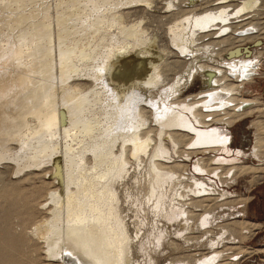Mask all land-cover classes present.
<instances>
[{
    "label": "bare ground",
    "instance_id": "obj_1",
    "mask_svg": "<svg viewBox=\"0 0 264 264\" xmlns=\"http://www.w3.org/2000/svg\"><path fill=\"white\" fill-rule=\"evenodd\" d=\"M29 1L0 0V12L8 10L12 13L4 22L0 21V58L9 56L7 60L12 65L8 69L9 63L0 67V119L16 118L17 121L15 123L13 119L14 123L4 126V133L2 128L0 130V161L11 157L7 149L14 141L23 147L17 154L21 163L18 171L41 166L49 163L50 159L54 162V180L58 179L62 185L49 190L50 193L48 191L44 200L52 203L50 216L42 222H35L32 228L33 235L45 242L47 255L56 256L59 253V257L69 262L75 259L78 264H130L132 239L127 233L117 190L118 182L126 176L129 154L134 157L136 165L145 157V162L154 170L153 174L146 172L145 198L146 202L155 198V212L164 209L168 191L174 190L178 195L184 192V188L192 190L191 186L204 188L202 179L191 176L189 185L180 183L181 187L176 189L175 181L182 177L180 169L183 164L175 163L177 159L167 164L168 161L163 159L169 152L167 144L165 146L167 142H164L166 139L172 143L174 154L180 152L181 144L189 146L183 152L185 157H190L189 153L200 148L226 155L198 157L193 162L196 170L207 172L210 167L208 162H211L214 165L212 173L216 175L223 170L226 175L234 176L251 170L256 181L260 180L264 172L263 103L256 97H244L240 92L243 84L251 80L249 75L252 70L249 69L254 68L259 58L263 57L264 47H261L262 41L258 37L264 36V22L244 23L250 27H238L240 32L236 30L237 25L226 23L228 18H233L231 16L237 18L255 10L258 0H240L232 10H228L230 4H226L195 13L188 10L187 14L178 15L169 27L170 39L191 61L184 73L176 71L175 77L168 82L163 81L164 90L158 89L157 98L151 101L149 97L152 95L147 98V91L145 94L146 86L162 79L165 68L174 66L178 60L167 61L165 47L153 32L148 31L149 27L142 24L143 19L140 22L128 20L132 12H141L143 8L138 4H123L125 0H56L52 5L45 0V4H36L35 7ZM103 1L110 4H103ZM142 2L150 11V0ZM52 7L54 12L51 14L49 10ZM216 21H226L221 26V32L233 30L237 32L233 33L234 38L253 39L251 45L254 48L241 44L234 51L231 48L226 50L225 54L231 55L229 60L226 59L227 67L224 69L194 60V42L200 35L195 31L205 30ZM228 40L224 37L220 42ZM58 52L60 54L57 55ZM58 72L62 83L59 94L58 87L50 85L51 80L58 78ZM31 73L34 78L30 77ZM196 75L201 76L200 89L180 98L182 85L192 81ZM69 76L70 79L82 76L95 83L89 87L74 83L76 87L69 90L66 86ZM58 100L64 104L61 108L58 107ZM142 102L153 107L159 130L156 131V127L150 124L149 112L141 106ZM254 112H259V115L251 120L255 129L252 147L248 152L232 149L228 127ZM93 127L97 131L94 134L91 131ZM177 127L188 130L190 134L177 132ZM85 131L92 133L85 134ZM77 134L82 137L83 146L78 148L79 143L77 148L83 155L79 159L82 152L75 153L78 150L72 154L69 150L70 154H66L69 148L65 145L66 165L63 167L66 170L62 174L59 161L63 155L54 152L52 147L60 139L69 145ZM156 134L160 145L154 146ZM118 142L121 150L117 154L113 151V157L111 149ZM48 152L51 154L46 156ZM87 152L92 153L96 160L95 164L92 162L93 166L89 165ZM152 153H155L154 157H150ZM77 156V163L79 160L81 165L75 161ZM240 157L251 159V165L242 164ZM4 167L8 165L4 164ZM32 174V170L27 171L11 189V182L1 183L3 173L0 172V197L5 200L20 199L22 205L32 209L31 203L37 200L38 192L34 190L29 196L16 192V183L29 180ZM152 177H156V183L152 182ZM149 183L152 190L147 186ZM126 191L124 196L132 197ZM134 198L130 202L142 203ZM252 224L251 227L258 226ZM242 229L250 231L248 225ZM225 232H228L226 227L222 233ZM232 239L236 240L234 236ZM221 252L214 251L207 257L196 259L195 263L212 264ZM181 262L177 263L190 264Z\"/></svg>",
    "mask_w": 264,
    "mask_h": 264
},
{
    "label": "rangeland",
    "instance_id": "obj_2",
    "mask_svg": "<svg viewBox=\"0 0 264 264\" xmlns=\"http://www.w3.org/2000/svg\"><path fill=\"white\" fill-rule=\"evenodd\" d=\"M43 1L45 0H30L29 4H32V6L34 4L35 7L36 4H45V2ZM55 1L56 0H47L48 4L51 5L54 4ZM150 2L151 3L149 4H152V6L150 7L151 10L149 11L148 8L145 7L142 0L135 2H129V0H125L123 4H130L129 6L138 4V7L140 6L141 8H143L140 10L141 12H134L135 14L132 12L128 20L140 22L141 19H143L144 23L142 24L147 25L149 27L148 31L153 32L156 35L159 43L165 47L164 57L167 56V61H178L174 66L165 68L163 77L159 80L160 82L157 81L151 83V86L149 84L148 86H146L145 94L147 91V98L150 95H152L153 97H149V101L154 100V97L157 98L156 95L161 91L160 89H163V84L175 77L174 72L180 70V72L184 73L185 69H187L189 65V62L191 61V58L188 59L187 55L183 53L181 54L180 50L170 39L169 27L173 23V21H175V18L178 15L187 14L188 10H191L192 12L194 10L195 13L226 4H230L227 9L232 10L234 4L236 5L240 2V0H150ZM102 3L110 4L109 1H103ZM49 11L52 14V12H54L53 7L52 9L50 8ZM11 14L12 13L8 10H2L0 12V21L4 22L6 19H8V17L12 16ZM231 17L233 18H228L227 22H225H231L230 24L237 25L236 30L238 32L241 31L238 29V27L240 29L241 27L242 29L244 27H250L249 25H245L246 23L259 21L263 23L264 0H258L255 10L242 14L241 16H239L240 19L239 17ZM225 22L216 21L213 25H210L205 30L199 29L195 31L197 32L196 34H200L198 36V39H196L197 41L194 42L193 48L196 55L194 60H197V63L200 61V63L203 62L209 66H219L224 69L225 67H227L226 63L227 60L230 59L231 55L230 53L228 57L225 54L226 50L228 51L229 48L233 50L235 47L237 48V46L241 44H245V46H251V48H254V46L251 45L253 39H250V37L245 38L246 40H239V38L235 37V39L233 36V33H235L236 31L233 32V30H228L221 32V26ZM242 31L244 32V30ZM224 37H228L229 40L226 41V43H221L220 40ZM258 39L262 41L261 47H264V36L261 35L258 37ZM213 41H215V43H213ZM2 43H4V40L2 41ZM217 43L219 47L217 46ZM262 52L263 57L259 58V61L257 60V65L254 66V68L249 69L252 70L249 75L251 77V80L243 84L244 88L241 90L240 94L244 97L250 96L258 98L261 104L263 103L261 105V108H264V48L262 49ZM220 53L221 55H219ZM58 54L60 53L58 52L57 55ZM8 57L9 56L5 55L0 58V67L4 63H9V66L6 69L12 66L11 63L7 60ZM221 58L223 60H221ZM216 61L218 64H216ZM59 67L60 58L58 59V68ZM99 67L100 66H97V68ZM32 75L33 73H31L30 77L34 78L35 76ZM228 75L232 78L231 74L228 73ZM56 77H58L56 81L55 78H51L54 81L51 80L50 85L55 88L58 87L56 88V90H58L57 93L59 94V89L62 84L60 79V72H58ZM75 78H77V80ZM83 78L82 76L81 78L80 76L71 77V80L69 76L67 79L68 82L66 81V86L69 88V90L70 88L72 90L78 84H82L84 85V87L85 85L86 87H89L91 84L95 83L94 81L92 83L91 80H88L85 77ZM78 79H80L81 82ZM55 82H57V84ZM73 84L77 85L74 86ZM201 85V76L196 75L192 81H188L186 85H182L180 98H183L187 94L197 92L200 89ZM154 88H156L157 91ZM57 103L59 104V108L62 107L61 105H64L62 104L63 102L61 103L59 102V100L57 101ZM142 103L141 106L143 105L142 107L149 112L147 113V115L150 118L149 121L151 120L150 124H153V128L156 127V131L159 130L160 127L159 125H157L158 123L154 118L155 111L153 107L146 102H144L143 104ZM262 113V118L264 120V110ZM258 115L259 112H254L252 115L239 119V121H236L237 123L235 122L236 124L228 127L232 136V149H241L245 152L249 151L253 144V134L255 130L251 124V120ZM3 119H0V130L3 129V133L5 132L4 126L8 127L10 123H14V120L15 123L17 122L16 118L7 120ZM180 128L177 127V130H175L179 133L185 132L187 134H190L188 130H183ZM91 131H88L89 134H94L95 132H97L95 131L94 127ZM88 132L85 131V134ZM77 135L71 139L69 145L65 142V140L61 141L60 139V141L57 140V145L52 147L54 152L63 155L61 157L62 159L59 161L62 174H64V170H66L64 168L66 165L64 156H66L68 152L70 154V151H72V154L75 150H78V148H81L83 146V143L81 142L82 137L79 136V134ZM157 137L158 136L156 134V136H154V146L160 145ZM156 138L158 142L156 141ZM166 140H164V142H167L165 143V146L167 144L166 149L169 152L167 157L163 159H166V161H168L167 164H171L175 159H177L175 160V163L179 162L183 164V168L180 169V175H182V177L180 176V179L175 181L174 186L176 187V189H179L182 184H185V186L189 185L191 183V176L202 179L204 182V188H196L193 186H191V188H193L192 190H186V188H184V192L181 193L182 196L181 194L177 195V192L174 193V190L168 191L164 199V209H161L159 212H155L153 208V202L155 198L153 197L154 199L152 198V200H147L148 202H146L145 198L146 172L149 171L153 174L154 170L145 162V157L142 158L143 161L141 163L136 165L134 157L129 154L130 164L127 167L128 174L126 172V176H124L118 182L117 190L121 200L120 206L122 209V213L125 214V223L127 224L128 228L127 233H129V237L131 236L130 238L132 239V261L130 264H180L177 262L181 261V263L187 262L190 264H196V259L205 256L207 257L214 251L221 252V250V254L215 259V263L213 262L212 264H264V172H262V176L259 181H256L255 177L253 176L254 173H252L251 170H248L245 173H239L236 176L226 175L225 171L223 170L221 171L223 175L221 174V172L218 173L221 174L220 176L218 174L216 175L212 173V168L214 165L211 164V162H208L211 168L209 167L207 169V172L199 171L193 168V162L196 158L213 155H226L224 153H218L212 150L204 151L200 148L196 149L194 151L195 153H189L188 155L190 157H185L183 152L186 151L189 146H184L181 144L179 148L180 152L178 154H174L172 151V143L169 140ZM119 142L116 144L117 146H119V148L116 145L112 147L114 148L113 150L111 149L112 156L117 154L121 150V145L119 144ZM79 143H81L80 146ZM65 145L67 148H69L66 149L67 152L66 150H64L66 148ZM22 148L23 147H21L20 144H18L17 142L15 143L14 141L8 145L7 154L11 155V157L0 161V172L3 173L1 183L7 184L11 182L12 184L10 188L12 189V185H15L14 183L20 176L25 174L27 171L32 170L34 174L31 175V178L29 180H21L20 182L16 183V192L21 194V196H29L30 193L35 190L38 192V198L35 202L33 201L34 203H31L32 209H30L28 205H22L23 201L20 199L15 200L14 198H6L5 200V198L0 197V264H78L75 259L69 262L68 259L59 257V253H57L58 256H55V254L53 256L47 255V247L45 246L46 244L43 239L33 235L32 233V228L35 222H42L45 218L50 216V207L52 203L44 200L45 196L47 195L49 190L57 189L58 187L60 188L62 183L58 179L54 180V178H56V174L55 172H53L54 162L51 159V161L49 160V163L47 162L45 164H42L43 166H31L32 168L29 167L25 168L23 171H18L17 167L21 163L19 161L20 159L17 157V154L20 152H18V150H21ZM113 151L114 153H116L114 154ZM64 152H66V154ZM76 152L79 153L82 151L78 150L75 151V153ZM50 154L51 153L48 152L46 156ZM85 154L88 157L90 163L89 165L93 166L96 160L94 161L92 153L87 152ZM154 154L155 153H152L150 157H154ZM82 155L83 152L79 156V159ZM74 158H76L75 161L77 163L78 156ZM240 161L242 162V164L247 165H251L250 163H252L251 159L244 157H240ZM254 162L259 163L256 160H254ZM63 163L65 164L63 165ZM79 163L80 161L78 160L77 164ZM4 164H7L8 167H4ZM45 165L47 168L45 167ZM46 172L48 173L46 174ZM143 175L145 176L144 178L142 177ZM155 178L156 177H152V182L154 183H156ZM134 180L136 183H134ZM139 180L141 181V183ZM220 180L223 181V183ZM118 186L120 189L118 188ZM147 186L149 187V190H152V184L149 183ZM127 189L128 191H126ZM200 189L203 191H201ZM124 191L132 194L130 195L132 197H125ZM50 192L51 191H49V193ZM223 192H226V194H222ZM133 196H136L137 200L139 199L138 202L142 201V203L137 205L136 202L134 203V205L133 202H130L131 200H133ZM136 197L134 199H136ZM246 221L249 222L247 223ZM241 222H245V224H239ZM252 223H254V225L257 224L258 226L256 228L255 226H252V228ZM244 225H248L250 231L245 232L242 229ZM225 227L226 229L228 228V232L222 233L223 228ZM233 236L236 240L232 239Z\"/></svg>",
    "mask_w": 264,
    "mask_h": 264
}]
</instances>
